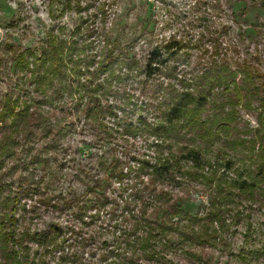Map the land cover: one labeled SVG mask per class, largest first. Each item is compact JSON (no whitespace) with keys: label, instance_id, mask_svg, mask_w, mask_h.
<instances>
[{"label":"rangeland","instance_id":"rangeland-1","mask_svg":"<svg viewBox=\"0 0 264 264\" xmlns=\"http://www.w3.org/2000/svg\"><path fill=\"white\" fill-rule=\"evenodd\" d=\"M250 1L247 5L231 1L235 2V10L247 9L242 18L247 26L243 23L239 29L249 33L240 39L236 36L239 29L230 24L225 0L221 2L225 8L222 6L218 14L210 9L214 0H0V115L18 97L24 101L29 96L35 102L44 97L27 83L28 76L15 70L11 49L39 50L49 36L56 45L61 39L68 42L79 26L78 42L80 46H90L87 54L95 55L98 64L105 56L108 62L113 60L90 86L97 88V84H102L103 91L86 97L68 80L53 82L45 88L48 101L39 113L41 120L30 122L28 130L21 129L25 131L23 135H9L18 146L9 152L14 155L11 159L4 158L0 182L12 183L11 193L17 191V182L32 179L37 185L32 193L16 198L19 232L41 233L51 226L63 232L60 252L46 253L29 245L23 257L26 262L22 264L33 260L44 264H71L68 261L116 264L119 258L131 259L136 264H196L189 256L174 251L162 256L158 250L157 256L164 257L161 260H150L151 253L139 251L138 244L148 240L143 220L169 223L184 219V215L204 218L211 207L220 212L229 208L239 214V202L243 206L253 205L244 202V198L227 206L218 203L222 197L214 190L212 178L233 177L231 172L222 170L225 161L234 156L225 147L223 150L222 139L195 144L213 170L197 172L186 167L190 175L177 177L174 183L150 182L137 173L139 162L153 163L168 156L165 148L171 154L178 153L181 145L155 134L162 104L167 94L195 84L194 79L205 70L217 44L218 52L236 47L234 50H239L241 57L264 69V28L253 29L257 22L263 21L264 12L253 9ZM142 27L143 39L136 38ZM225 27L229 28L228 33ZM87 32L91 35L85 38ZM107 34L114 39L109 41ZM170 40L180 43V53L168 61L160 75L145 80L142 69L147 52ZM233 56L236 55L228 53V57ZM95 66L99 67L93 64L91 68ZM79 80L85 85L88 79ZM74 92L83 95L79 97ZM94 99L97 103L92 102ZM98 102L105 112L100 116L96 113ZM21 103L12 107L21 109ZM247 114L241 112L235 123L240 138H245L247 129L254 130L256 126L254 116ZM13 119L10 116L4 119L6 125L2 127H6L0 132L9 134L7 128ZM48 124L50 140L38 142L33 137L27 138L26 132L33 127L44 129ZM33 156L42 166L29 176L35 167H30L27 160ZM107 166L110 169L105 170ZM96 180L103 187L89 192ZM102 193L103 196H98ZM68 203L73 207H65ZM172 205L179 206L183 214L165 219L166 210ZM80 213H84L82 218ZM224 216L231 218L232 214ZM230 226L228 254L237 256L241 247H264V207L252 206ZM189 251L197 254V249ZM199 252L206 259L218 260L222 256L221 251L199 249ZM1 255L0 252L3 264ZM103 256H108L106 262L100 261ZM260 264H264V257Z\"/></svg>","mask_w":264,"mask_h":264},{"label":"trees","instance_id":"trees-1","mask_svg":"<svg viewBox=\"0 0 264 264\" xmlns=\"http://www.w3.org/2000/svg\"><path fill=\"white\" fill-rule=\"evenodd\" d=\"M222 1L224 0H214L212 2L210 7L212 12L218 14L221 12L222 6L225 8V4L221 3ZM225 1V9L228 11L231 26L237 29L243 23L247 26L244 19H242L245 17L247 9L240 7L235 10V2L232 3V0ZM235 1L237 3L245 2L247 5L248 0ZM255 1H250L252 8L264 12V0H258V3ZM255 25L253 26L254 31L264 28V19L260 24L257 22ZM76 28L75 32L69 36L68 42L61 39L56 45L53 38L49 36L39 50L11 49L13 55H15L11 59L15 70L28 76V78H25L28 81L27 83L34 87V91L41 96L44 95V97L39 102H35L29 96L24 101L18 97L11 106L7 105L2 110L0 129L6 127H2L5 123L4 119L9 116L14 119L10 127L7 128L9 134L0 132V170L4 166V158L11 159L14 155L9 152H13L18 146L11 137H17L19 134L23 135L25 131H21V129L28 130L30 122L41 120L42 115L39 113L43 111L42 106L48 101L45 88H49L53 82L64 79L71 82V84H76L77 90L86 94V97L90 94L92 96L96 95L98 90L103 91L102 84H97V88H91L90 86L92 80L98 81L101 71H107L108 65L113 60L108 62L107 56H105L101 64L95 62V55L87 54L90 46L79 45L78 40H81V30L78 29L79 26ZM140 30L141 34L135 37L143 39L145 29L142 27ZM226 30L228 33L229 28L225 27L224 31L226 32ZM248 33L247 30L240 31L239 29L236 36L241 39L245 38ZM90 35L87 32L84 37L88 38ZM106 37L109 41L114 39L108 34ZM106 40H103V42H106ZM228 48L224 49L223 52H218L220 45L217 44L214 48L215 53L206 63L205 70L200 72L194 79L195 84L181 88V90L172 92L170 95L167 94V98L161 107L163 110L159 115L160 124L156 127L155 134L164 141H173L175 145H181V147L176 154H171L170 149L165 148L164 151L167 152L168 156H164L153 163L139 162L137 173L150 182L155 180L160 183H174L177 181V177L190 175L185 170L186 167L197 172H202L205 169L213 170L214 167H211L201 149L195 144L197 141L213 142L222 139L221 147H223V150L225 147V150L234 153L233 157L225 161L222 170L223 172H231L233 177L229 180L219 177L212 178L215 182L214 190L222 197L218 203L221 206H227L234 203V200L244 198L242 200L252 203V206L264 207V69L259 65L257 66V63L251 59L247 60L241 57L239 50L238 52L234 50L236 47ZM181 49L180 43L175 40H170L160 47L150 49L144 58L142 69L145 80L148 81L160 75L161 70L166 67L168 61L175 58ZM228 53H233L236 56L228 57ZM93 64L99 65V67L96 68L95 66V69H92ZM69 66L71 67L69 68ZM81 77L88 79L85 85L80 82ZM111 77L115 78L113 73ZM74 93L79 97L83 95L78 92ZM20 102H22L21 109L12 107ZM92 102L97 103V100L94 99ZM241 112L246 113V115H248L247 113L252 114L256 124L254 130L247 129L245 138H240V132L235 130V123L238 121ZM96 113L99 116L105 113L100 108L99 102ZM211 113L214 115H211ZM33 128L29 133L26 132L27 138L33 137L38 142L50 140L51 126L49 124L44 129ZM27 162L30 167H35L32 169L33 172L28 173L29 176H33L39 166H42V163H38V159H35L34 156ZM29 169L31 170V168ZM108 169H110V166L105 168V170ZM140 183L143 184V182ZM20 184V182H17V191L11 193L9 187L12 183L5 185L0 182V252L5 262L3 264H22L26 262L23 257H26L25 252L28 250L29 245H34L46 253L61 251L63 232L56 226H51L41 233L19 232L17 213L20 210L16 198L19 199L24 194L32 193L37 186L34 181L32 182V179L30 181L24 180ZM93 184L95 186L89 188V192L101 188V186L103 187V184L97 180ZM98 196H103V193L98 194ZM98 204L102 205V203ZM239 204L241 208L239 214L236 210L233 211L229 208H225L220 212V210L211 207V211L204 218L197 215H184V219H177L169 223L161 222L163 220L160 219L143 220L146 238L152 240V242L150 243L146 239L142 240L137 249L142 253H151L150 260L163 259L164 257L157 256V251L160 250L162 256L171 251L189 256V260L196 264H260V259L264 257V247L262 246L241 247L237 256H233L232 252H229V254L227 252L230 249L226 245L229 242L228 234L231 222L241 220L243 214L252 207L251 205L243 206L241 202ZM65 207L70 209L73 206L68 203V205L65 204ZM224 213H231L232 217L226 218ZM180 214L183 213L179 206L172 205L166 210L164 218L169 219L171 216H179ZM83 215L84 213H80L81 218ZM157 244L161 248L158 249ZM190 249L194 251L197 249V254L189 251ZM199 249L221 251L220 255L222 256L218 260L216 258L206 259L199 252ZM107 257L103 256L100 261L106 262ZM119 259L116 264H136L131 259ZM68 262L73 264L72 261ZM30 264L44 263L33 260Z\"/></svg>","mask_w":264,"mask_h":264}]
</instances>
